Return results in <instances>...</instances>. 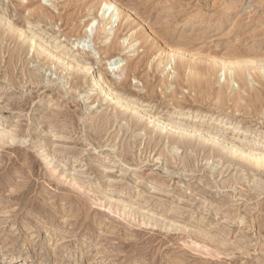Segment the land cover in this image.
Wrapping results in <instances>:
<instances>
[{"label":"rangeland","instance_id":"1","mask_svg":"<svg viewBox=\"0 0 264 264\" xmlns=\"http://www.w3.org/2000/svg\"><path fill=\"white\" fill-rule=\"evenodd\" d=\"M0 27V264H264V168L227 153L264 147V0H0Z\"/></svg>","mask_w":264,"mask_h":264},{"label":"bare ground","instance_id":"2","mask_svg":"<svg viewBox=\"0 0 264 264\" xmlns=\"http://www.w3.org/2000/svg\"><path fill=\"white\" fill-rule=\"evenodd\" d=\"M84 4V3H83ZM85 5V4H84ZM83 6V5H82ZM86 6H87V4H86ZM104 7H105V4H104ZM117 8V7H116ZM77 9V8H76ZM80 9V8H79ZM88 11H90V10H88ZM119 11V10H118ZM120 14V13H119ZM118 14V15H119ZM40 15V14H39ZM41 16H42V13H41ZM123 16V15H122ZM121 16V17H122ZM71 17H73V16H71ZM125 17H123L122 19H124ZM41 19V18H40ZM72 19V18H71ZM73 19H74V17H73ZM73 19H72V21H73ZM75 19H76V17H75ZM111 19H112V17H111V14L109 15V17H107V21H103L102 19L98 22V24H97V26L100 24L101 25V27H98V29L96 30V32H95V29H94V32L95 33H92L93 35H90V29H92V27L90 26V29L88 30V29H85V31L83 32V35H82V37L81 38H79L78 39V43H75V44H71V46H73V48L75 47V45L77 46V47H75L76 49H80L81 51H83V53H84V55L86 56V55H88L89 54V49H88V47H87V44H88V42L89 43H93L94 44V40L95 41H99L100 40V38H101V36L104 34V26H106V25H110V21H111ZM121 19V18H120ZM119 19V20H120ZM93 20H95V18L93 19ZM97 20V19H96ZM121 22V21H120ZM72 23V22H71ZM89 23V22H88ZM91 23V22H90ZM73 24V23H72ZM132 24H133V22H132ZM131 23H128V24H126V26L123 28L124 30H125V28L126 29H128V32L129 31H132V30H134V26L132 25ZM75 26H76V24H74ZM112 25V24H111ZM71 26V25H70ZM84 26V25H83ZM121 26V25H120ZM13 27H15V26H13ZM72 27V26H71ZM117 27H118V25H117ZM1 28V27H0ZM72 28H74V27H72ZM77 28V27H76ZM85 28V27H84ZM87 28V27H86ZM17 29V28H16ZM1 30V29H0ZM77 30V29H76ZM2 31V30H1ZM1 31H0V33H1ZM14 31V30H13ZM19 32H20V30H18ZM70 31H72L71 29H70ZM70 31H69V34H70ZM78 31V30H77ZM74 33L76 32V31H73ZM72 33V32H71ZM2 34V33H1ZM24 34V33H23ZM73 34V33H72ZM15 35V34H14ZM13 36V35H12ZM27 36V35H26ZM35 36V35H34ZM28 37V36H27ZM33 38H35V37H33ZM32 37H30L29 38V40H30V42H31V44L32 45H34V46H32L31 48H35L36 46L35 45H37V48H38V46L41 48V46L39 45V43H37L34 39H33ZM118 38V37H117ZM40 39V38H39ZM136 40H138L139 42H143V43H146V41H147V38L145 37V35H143L142 33H140V31H136L133 35H131L130 36V38H129V45H130V43H132L133 41H136ZM41 41V40H40ZM86 41H88L87 43H86ZM101 41V40H100ZM99 41V42H100ZM118 41V40H117ZM42 42H40V44H41ZM80 44L82 45L81 47H80ZM95 45H96V43H95ZM119 44L117 43V45L114 43V45L112 44V46L110 45V46H108V47H106L104 50L105 51H103L104 52V55H106V56H108L107 58H110L109 60H107V58H106V60L108 61V63H115V61H112L111 60V57H112V55H111V57H109V55H110V53H111V51L113 50H118L119 51V46H118ZM128 45V44H127ZM126 45V46H127ZM44 47H46V46H44ZM48 47V46H47ZM121 47V46H120ZM51 48V47H50ZM93 48V47H92ZM98 47H96V49H97ZM99 49V48H98ZM123 49V48H122ZM58 50V49H57ZM65 50V49H64ZM37 51V50H36ZM44 51H46L47 52V54L49 53L50 55H51V57H53V58H55L56 59V61L57 62H59V63H61V64H63L64 62H65V60L67 59H65V57H64V54L62 55H58V54H56L55 56H54V54L55 53H53L51 50H44ZM53 51H54V49H53ZM96 51V50H95ZM56 52H58V51H56ZM97 52V51H96ZM119 52H123V51H119ZM61 53V52H60ZM98 54H99V52H97ZM42 54H43V52H42ZM46 54V55H47ZM42 56V55H41ZM40 56V57H41ZM43 57H46V56H44L43 55ZM67 57V56H66ZM105 58V57H104ZM71 59V58H70ZM69 59V60H70ZM73 60H68V61H66V63H65V65L68 67H72V69L73 68H80V70H84V71H88L89 69H84L85 67H84V65L82 66V65H80V64H82V61L81 60H77V59H75L74 60V58H72ZM114 60V59H113ZM52 61V60H51ZM73 61V62H72ZM53 62V61H52ZM85 62V61H84ZM86 64V63H85ZM86 66V65H85ZM136 66V65H135ZM135 66H133V65H131V64H128V65H125V68H124V71H125V75L124 76H128L130 73H132V72H134L135 70H134V67ZM61 67V66H60ZM236 68V67H235ZM234 68V69H235ZM233 69V70H234ZM237 69V68H236ZM114 70V69H113ZM229 71H231V70H229ZM236 71V72H235ZM234 72H232L233 73V76H232V78H233V81L236 83V88H235V90H237L236 92H238L237 94H239V92L240 91H245V90H247L246 89V70L245 71H243L242 69H237V70H235ZM231 74V72H229V75ZM70 75H72V73L70 74ZM79 76V75H78ZM76 77L75 76V80L76 81H80V79H78L79 77ZM177 76V75H176ZM176 76H174V80H175V77ZM73 77V76H72ZM99 77H100V75H99ZM177 78V77H176ZM231 79V78H230ZM99 80H101L100 78L99 79H97V81H96V79L93 81V82H95L96 83V85H100V83H99ZM144 80H145V82L147 83V79H146V77H144ZM79 83V85H80V83L81 82H78ZM234 83V84H235ZM76 85H77V82L75 83ZM101 85H103V84H101ZM245 89V90H244ZM252 89H253V87H252ZM102 92H104V94H105V96L107 97V98H109V97H112V99L113 100H117L118 102H120V100L116 97V96H114V94H112V93H110V90H109V88L107 89V87L106 88H103L102 90H101ZM177 93H174V96L176 95ZM138 97H140V98H150V96H153L154 95V90H151L150 91V93H149V95L150 96H144V95H139L138 93L136 94ZM136 96V97H137ZM137 97V98H138ZM139 98V99H140ZM181 99H182V97H181ZM122 100V99H121ZM133 100V99H132ZM131 101V100H130ZM129 102V101H128ZM174 104L175 105H179V102H174ZM127 105V104H126ZM133 105V104H132ZM129 107H131V106H129ZM138 107V106H137ZM132 110H134V109H132ZM139 114L140 115H142V116H144L145 115V113L144 112H139ZM147 116V115H146ZM191 116V115H190ZM132 117V116H131ZM151 118H149V120H150ZM156 121V120H155ZM159 124V122H156V125H158ZM209 124V123H208ZM194 127V126H193ZM166 128H168V126H165L164 127V129H166ZM174 127H170L169 129H173ZM229 128V127H228ZM175 129V128H174ZM168 130V129H167ZM169 131V130H168ZM182 131H184V130H182ZM194 131V130H193ZM193 131H190V132H184L185 133V136L187 137V138H192V137H194L193 136V134L194 133H198V132H193ZM208 132V131H207ZM175 133V132H174ZM248 134V133H247ZM261 135V134H260ZM208 139H209V136H207V135H205L203 138H198L197 140H198V143L199 144H202L204 141H208ZM213 139H215V138H213ZM179 140H181L180 139V137H179ZM216 141H219V140H217V139H215ZM187 140H185V142H186ZM182 142V141H181ZM220 142V141H219ZM184 144V143H183ZM188 145V144H187ZM231 145V144H230ZM242 146V145H241ZM244 146V145H243ZM212 147H213V145H212ZM236 147V146H235ZM234 146L231 148V150H229V151H227V153L228 154H231L233 157H240V158H242V159H244L245 161H247V162H249L253 167H255V168H264V147H263V149H261V150H259V153L257 154H254L253 152H251V151H254L255 149L254 148H252V147H249L250 149H251V151H246V150H241L240 148L238 149V148H235ZM238 147V146H237ZM212 149V148H211ZM215 148H213L212 150H214ZM219 149L221 150V151H223L224 150V148H222V147H219ZM215 151V150H214ZM218 150H216V152H217ZM215 152V153H216ZM220 152V151H219Z\"/></svg>","mask_w":264,"mask_h":264}]
</instances>
